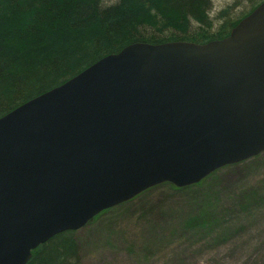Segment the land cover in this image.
Returning <instances> with one entry per match:
<instances>
[{"label": "water", "instance_id": "water-1", "mask_svg": "<svg viewBox=\"0 0 264 264\" xmlns=\"http://www.w3.org/2000/svg\"><path fill=\"white\" fill-rule=\"evenodd\" d=\"M264 152V0L219 40L133 43L0 117V264Z\"/></svg>", "mask_w": 264, "mask_h": 264}, {"label": "trees", "instance_id": "trees-1", "mask_svg": "<svg viewBox=\"0 0 264 264\" xmlns=\"http://www.w3.org/2000/svg\"><path fill=\"white\" fill-rule=\"evenodd\" d=\"M249 1L246 13L213 29L212 0H0V117L127 45L222 39L263 0ZM91 24L94 38L72 40ZM26 264H79L73 231L38 246Z\"/></svg>", "mask_w": 264, "mask_h": 264}, {"label": "rangeland", "instance_id": "rangeland-1", "mask_svg": "<svg viewBox=\"0 0 264 264\" xmlns=\"http://www.w3.org/2000/svg\"><path fill=\"white\" fill-rule=\"evenodd\" d=\"M211 3L213 29L238 19L251 5L249 0ZM224 10L227 14L218 19ZM94 27L86 25L72 40L88 32L94 38ZM166 184L73 231L79 264H264V152L191 186L172 185L174 190Z\"/></svg>", "mask_w": 264, "mask_h": 264}]
</instances>
